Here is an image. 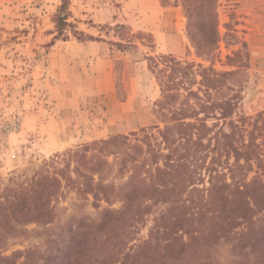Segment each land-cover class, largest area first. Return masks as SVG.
<instances>
[{
  "label": "trees",
  "instance_id": "1",
  "mask_svg": "<svg viewBox=\"0 0 264 264\" xmlns=\"http://www.w3.org/2000/svg\"><path fill=\"white\" fill-rule=\"evenodd\" d=\"M180 1L191 45L211 65L149 59L161 91L159 124L44 161L26 188L2 197L0 236L20 225H51L53 202L67 190L97 208L121 209L80 223L79 239L62 252L51 240L45 253L8 257L0 244V264H217L213 250L222 242L238 264H264V112L237 116L249 55L238 51L227 57L231 70L217 71L218 0ZM68 17L63 4L55 18L61 35ZM149 222L148 237L139 239Z\"/></svg>",
  "mask_w": 264,
  "mask_h": 264
},
{
  "label": "rangeland",
  "instance_id": "2",
  "mask_svg": "<svg viewBox=\"0 0 264 264\" xmlns=\"http://www.w3.org/2000/svg\"><path fill=\"white\" fill-rule=\"evenodd\" d=\"M158 1L161 30L155 35V8L147 0H0V203L7 189L26 188L44 161L159 124L161 91L149 59L171 55L211 65L191 45L181 1ZM63 4L71 26L61 35L55 18ZM216 15L221 43L214 68L231 70L227 57L248 53L237 116L254 118L264 112V0H218ZM54 204L51 225L31 223L1 233L4 256L45 253L51 240H59L62 252L79 239L74 233L80 223H98L104 210L122 207L97 208L91 197L69 190ZM151 225L140 230L139 239L148 237ZM213 256L217 264L239 262L225 242L214 247Z\"/></svg>",
  "mask_w": 264,
  "mask_h": 264
},
{
  "label": "crops",
  "instance_id": "3",
  "mask_svg": "<svg viewBox=\"0 0 264 264\" xmlns=\"http://www.w3.org/2000/svg\"><path fill=\"white\" fill-rule=\"evenodd\" d=\"M147 4H151L155 8V16H152L154 23L151 25L150 31L153 32V34L155 35H159L160 30H161L160 25L158 24V22L161 23L160 17L159 15H157V13L158 14L160 13L158 10L159 1L158 0H147Z\"/></svg>",
  "mask_w": 264,
  "mask_h": 264
}]
</instances>
